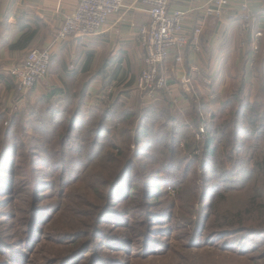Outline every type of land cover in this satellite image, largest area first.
<instances>
[{
    "label": "rangeland",
    "instance_id": "374dc122",
    "mask_svg": "<svg viewBox=\"0 0 264 264\" xmlns=\"http://www.w3.org/2000/svg\"><path fill=\"white\" fill-rule=\"evenodd\" d=\"M256 22V19L249 22L243 33L226 39V74L215 87L220 102L215 101V105L211 106L212 109L217 106L212 112L216 118L220 117L219 122L231 120L230 112L237 108L243 111L234 102H222L228 93L237 90L242 78L245 86L241 103L254 102L255 98L260 100L255 127L250 128L246 121H242L243 130L250 131L249 135H252L237 139L240 145L237 141L230 142L242 147L240 154L235 151L234 160H238L244 169L227 177L221 173L211 176L208 166L212 165L201 158V151L196 150L194 157L180 145H184L185 141L190 144L203 141L205 128L209 126V113L200 119L203 133H199V126L196 128L194 124L182 129L176 139L171 141V133H167L159 143H156L157 137L149 136L148 140L142 142L144 147L140 150L141 154L133 159L126 175L120 170L131 154L137 152V146L133 143V130L140 123L139 114L118 126L125 131L124 135L115 132L101 139L95 148L91 146L90 139L85 138L84 142L81 140V143H77L81 135L86 137V131L95 127L99 112L109 108L114 110L111 104L124 93V96L133 99L123 107L137 111L133 109L132 103L140 102L139 95L134 89L129 92L125 90L132 88L133 82V73L130 74L128 70L127 77L118 79L112 94L102 101L97 99L100 91L117 78H91L88 88L84 90L85 115L80 117V124H76L72 139L67 141L68 124L57 130H46L42 117L37 116L40 109L35 100L51 90V83H38L44 88L48 86L47 91L43 89L44 92L38 94L32 95L33 89L20 93L8 73L10 67L0 68V79L10 88L6 90L0 86V168L9 159L13 163L11 176L0 177V264H248L244 257H237L231 250H226V245L220 244V240L212 239L204 244L203 235L208 231L204 230L201 236L193 238L187 220L194 219L195 210L199 211L195 205L200 194L209 196L214 192H227L229 188L237 189L244 185L245 179L252 180L253 174L249 171L252 162L249 158L264 150V25L257 30ZM257 32L261 33V37H255ZM52 68L50 65L48 77ZM95 70L87 75L88 78ZM101 72L106 71L102 69ZM136 73L135 81L140 70ZM81 79L74 92L69 93L76 95L74 105L87 82L85 76ZM210 87L201 85L196 88L204 95ZM176 92L177 89L174 95ZM172 103L174 111L186 112L191 98L186 97V101L181 99L177 102L172 100ZM246 115L250 116V111ZM258 116H261L260 119ZM184 123L190 125V122ZM233 123L235 120L232 127ZM261 127L263 131L258 133ZM231 132H227L229 138H232ZM60 135L63 144H60ZM111 144L121 150H111ZM150 145L154 147L149 157L143 152H148L146 150ZM215 146L221 148L218 143ZM251 146H258L259 151L256 148L249 149ZM43 149L53 153V157L41 153ZM227 150L229 154L232 153L230 147ZM214 158L217 160L212 169L218 170L217 161L224 158ZM34 160L44 166L34 169ZM155 177L162 184L157 201L152 200L155 189L151 188V184L156 180ZM204 178H208L207 184H204ZM204 185L207 190L203 192ZM180 186L182 189L176 198ZM261 191L264 195V189ZM189 201L194 203L193 208L188 207ZM206 204L202 197L200 216L206 214ZM71 226L77 229L76 237L73 238L72 234L61 235L62 230ZM169 230H172V234H169ZM246 242L253 247L244 256L261 257L255 264H264V235L252 236ZM189 244H194L195 248L185 250ZM215 246L224 249L214 250ZM14 253H18V257ZM68 257L69 260L61 262Z\"/></svg>",
    "mask_w": 264,
    "mask_h": 264
},
{
    "label": "trees",
    "instance_id": "16d2710c",
    "mask_svg": "<svg viewBox=\"0 0 264 264\" xmlns=\"http://www.w3.org/2000/svg\"><path fill=\"white\" fill-rule=\"evenodd\" d=\"M65 71L68 74L70 73L67 79L61 78L60 84H54L51 90L46 94H41L39 98L35 100V103L40 109V112L37 113V116L40 118L42 117L41 120H43L44 122V129L57 130L58 127H62L64 124H68L66 131L67 136L65 138L68 141L72 139V136H74L76 124H80V117L85 115L83 109L85 107L84 94L86 93L84 92V90L88 88V82L91 81V78H95V74H92L91 77L88 78V74H85V71L83 72L82 75L85 76V80L87 79V82L84 83L83 89L80 92V95H82L77 99V103L74 105L73 101L76 100V95H72L69 93L74 92L73 89L76 87L77 83L82 79L80 78L79 80V78H76L77 70L72 67H68V69H66ZM241 81L238 82L237 90L235 92L228 93V95H226L227 97L222 102H224L225 104L234 102L235 104H238V106L241 107L243 111H240L238 108L235 111H231L230 117L232 118L231 120H226V122H219L218 119L220 117L216 118V116H214V109H217V106H215L214 109H212L213 107H211L215 105V101L220 102V99L217 100L218 91L217 88H215L216 86H218V84L214 81H212L211 87L207 88L204 95H201V93L197 91L198 89L193 86V84H191L192 94L190 95L191 97H188V99L191 98V103L189 104V108L186 110V112L182 113L174 111L173 108H171V101L167 96H165L164 91H161L159 93V97L162 96L161 99L158 97L156 101L146 106H141L137 98V101L139 103H137L136 101H133L132 103L134 104V106H132L133 109L137 111L133 112L131 109H126L125 107H123L124 105L131 103H128L123 99V97H125L124 95L126 94L124 93L123 96L118 97L111 104V108L113 106L114 110H111L109 108L99 112V119L94 124L95 127L89 128L86 131V137H83L81 135L82 137L80 136L78 138L79 141L77 140V143H81V140H83L84 142L85 138L90 139L91 146L95 148L99 144V141L101 139L109 137V135H112L115 132L124 135L125 131L122 129L120 130L118 126L121 123H126L132 120L136 116V114H139L138 117L140 119V123L139 125H137L136 128H134L135 130H133V143L135 146H137V152L131 154L130 158L122 166L123 169L120 170L125 172L126 175L129 171L128 169L131 168V165L134 161L133 159L136 157V155L141 154L140 150L142 149V147H144L142 146V142L148 140L149 136L157 137L158 141L156 143H159L164 140V137L167 136V133H171L169 138V140L171 141L176 139L182 129L190 128L194 124L196 128L199 126L198 130L199 133H201V116L207 115L209 113V126L205 128L204 135L202 136L204 137L203 141H194L192 144L188 143L189 141H185V143L183 142L184 145H180H182L184 151L190 152L189 155L194 156L196 150L201 151V158H203V160H205L206 162H210V165L212 166L214 165L213 163H215V161L217 160V158L214 157H223V160L217 161L219 167L218 170L212 169V166H208L211 170V176L221 173L226 174L227 177L233 175L236 171L237 173H239V171H243L244 168L241 167L240 164H238V160H234V154L235 151L240 154L242 147L236 146L233 143L230 144V142L231 140L237 141L238 145H240V142L237 139H240V137H243L245 139L244 136L249 135L250 131L243 130L244 127L242 126V121H246L245 123L249 124L250 128L255 127V125L257 124L256 120H258L257 107L260 103V100L256 98L254 99V102L246 101L244 105L241 103L245 86L243 78L241 79ZM1 82L3 83V86L6 90H10L6 82ZM263 90L264 87L262 88V91ZM248 111H250L251 113L250 116L246 115ZM258 117L260 119L261 116ZM234 120L235 124L233 123L234 127H232L231 124L232 122H234ZM238 120H240L242 123L238 122ZM110 122L113 123L112 126L109 125ZM184 122H190V125ZM229 130H232V138L228 137L227 132ZM262 131L263 127H261V130L258 133H262ZM161 133H164V135H160ZM190 133L191 132H189V134ZM61 136L62 135H60V137L58 136V138L60 140V144H63V138ZM196 136L198 137V135ZM193 138H195V136ZM217 143L221 147L220 149L215 146V144ZM124 145H126V143H124ZM153 147V145L148 146V150H146L148 152H143V154L150 157L152 155V152L150 151L153 149ZM229 147L232 151V153L230 154L227 150ZM110 148L111 150L113 149L116 151L121 150L115 144H111ZM248 148H256L257 151H259L258 146H251ZM41 153L49 154L50 158L53 157V153L48 152L46 149H43ZM169 155L171 154L169 153ZM249 159H251L252 162L249 171L253 174V179H245L244 185L239 186V188L237 189L229 188L227 192H214V194H211L209 196H204V194H200V196L198 195L199 197L197 198V205H195V208H199V211L195 210L194 219L187 220V225L191 228V235H194L193 238L198 235L201 236V233L204 230L208 231L209 233L207 232V234L203 235L204 244L209 243L212 239L220 240V244L226 245V250H231L232 253L235 254L237 257H244L248 264H255L260 261L261 257L244 256V254H248L251 251L250 247H253L248 242H246L248 238L252 236L261 237L264 235V195L263 191H261L264 189V150L259 151V153L257 154H252ZM41 165L44 166V164H41L40 161L34 160V169ZM12 166L13 163L11 162V159L5 161L3 163V167L0 168V177L1 175L11 176L10 174L13 170ZM201 166H203V163ZM155 179L156 182L153 181L154 183L151 184V188L155 189V193H152L153 201H157V199L159 198L158 191L159 187H161L162 185L156 177ZM207 179L208 178H204V184L208 183ZM248 181H250L249 186L247 185ZM257 184H260V187H257ZM204 187L203 192L207 190V186L204 185ZM181 189L182 187L180 186L177 190L178 193L176 194V198L179 197ZM130 190H133V188H130ZM202 197L207 202L205 208L206 214L200 216V204L202 201ZM191 202L189 201V208H193L194 206V203ZM76 231V227L71 226L62 230L61 235L64 236L67 234H72L74 238L78 234L76 233ZM169 234H172V230H169ZM193 248H195L194 244H189V246H187L185 250L189 251ZM215 248L214 250H220L223 247L215 246ZM14 255L18 257V253H14ZM67 260H69V257L62 259L61 262H65Z\"/></svg>",
    "mask_w": 264,
    "mask_h": 264
},
{
    "label": "crops",
    "instance_id": "0c3cea01",
    "mask_svg": "<svg viewBox=\"0 0 264 264\" xmlns=\"http://www.w3.org/2000/svg\"><path fill=\"white\" fill-rule=\"evenodd\" d=\"M80 1L0 0V68H11L20 63L30 49H48L52 56L50 65L53 71L50 77L47 76L49 81L48 78L46 82L42 81L45 84H60L61 78L67 79L70 75L65 70L73 66L79 80L84 76V71L89 75L96 69L94 74L97 79L110 76V79L117 78L112 82H117L121 77H127L128 70L130 74L133 73V82L132 88L125 90H133L135 72L141 69L144 57L138 45V30L149 22L146 4L143 0H124V7L119 13L107 18L103 30L97 36L54 43L55 30L62 26L65 17L75 12ZM211 1L168 0L170 12L185 13L183 31L188 40L186 47L181 52H171L160 68V73L167 81L165 96L171 104L172 100L186 101L192 92L187 94L185 90L187 87L191 89V84L203 86L202 76L220 84L226 74V39L239 34L238 6L226 8L219 19L206 17L204 10ZM248 7L255 16L258 30L264 25V5L262 2H250ZM196 29H201L198 37L194 34ZM178 57L181 58L180 62L176 61ZM192 66L198 67L202 76L192 73ZM102 69L106 72L102 73ZM186 77L189 78L188 85L184 82ZM0 86H3L1 79ZM44 87L37 83L31 94L44 92L43 89L47 91L48 86ZM123 99L130 103L133 98L126 95Z\"/></svg>",
    "mask_w": 264,
    "mask_h": 264
},
{
    "label": "built area",
    "instance_id": "2783aa9c",
    "mask_svg": "<svg viewBox=\"0 0 264 264\" xmlns=\"http://www.w3.org/2000/svg\"><path fill=\"white\" fill-rule=\"evenodd\" d=\"M264 0H212L205 8L204 16L221 18L224 10L231 5L238 6L237 18L240 20L239 32H244L249 22H254L248 4ZM147 6L149 22L138 30V45L144 53L140 73L134 83V90L139 95L141 106H146L159 96L161 91H167V81L160 73V68L173 51L181 52L187 45L184 35L185 13L180 11L170 12L168 0H143ZM124 7V0H81L78 8L71 15L65 17L62 26L55 30L53 42L65 41L74 38H92L97 36L104 28L107 18L119 13ZM195 36L201 34V29H196ZM255 37H261L257 32ZM178 57L176 61L180 62ZM51 62V52L48 49H30L23 60L11 67L8 71L20 93L31 90L37 83L47 78ZM191 72L201 75L202 71L191 67ZM202 76V75H201ZM205 86L211 81L202 76ZM188 85L189 78L184 79ZM104 87L98 101L104 100L113 92V86ZM190 93L189 87L185 90ZM203 133V128L200 129Z\"/></svg>",
    "mask_w": 264,
    "mask_h": 264
}]
</instances>
